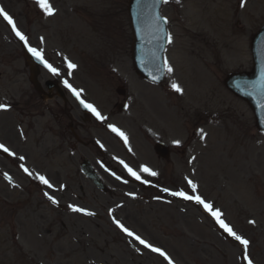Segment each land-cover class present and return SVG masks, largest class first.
Masks as SVG:
<instances>
[{
  "label": "rangeland",
  "instance_id": "374dc122",
  "mask_svg": "<svg viewBox=\"0 0 264 264\" xmlns=\"http://www.w3.org/2000/svg\"><path fill=\"white\" fill-rule=\"evenodd\" d=\"M82 1L91 8L83 15L85 19L89 20L90 27L86 26L84 21L81 25L80 19L78 21L73 18L69 22H61L59 18H56L54 24L59 28L65 25L72 27V33L78 37L79 42L70 45L68 41L64 44L58 38H51L44 43L48 56L54 57L52 50L60 45L68 49V55L72 59L70 62L79 65L80 70L77 74H69V71L66 70V60L62 58L58 65L61 72L60 83L63 78L74 80L77 86L86 88L88 93L94 95L96 103L104 110L110 108L113 100L110 95L98 88H116L122 82L127 83V88H153L138 79L131 69L130 33L127 25L126 30L122 29L124 26L123 15L115 9H110V15L105 19L104 24L99 19V14L102 11L97 10L99 4L96 0ZM105 1L108 5L109 0ZM119 1L112 0L114 4ZM72 2L73 0L70 4ZM253 3V12L259 13L260 17L254 19V26L249 29L251 32L257 30L264 23V0H253ZM53 4L56 5L55 2ZM58 4L59 15L63 17L70 5L66 6L65 3L61 5L60 2ZM195 6L196 3L192 5L193 8ZM6 7L24 32L33 35L36 30H42L39 25L42 23L41 18L44 17V11L39 10L36 2L10 0ZM220 7H216L218 20L226 29L225 22L230 20H226L227 13L223 11L225 6L220 4ZM45 23L48 24V21ZM0 25L2 24L0 23ZM105 27H110L112 31L116 32L115 35H124L125 41L122 47L121 42L116 39V44H119L118 48L126 49L124 56L115 51L113 46L101 43L102 34L100 32H103ZM246 31L248 34V30ZM91 32H94V35ZM225 32L230 39L235 37V35L231 36L227 31ZM82 36L88 38L81 41ZM236 36L238 40L235 44L233 42L223 44L221 59L226 69L234 64L237 70L249 66L246 44L241 34ZM212 39L213 37L208 34L207 42ZM86 44H93L89 53L86 52ZM227 54L238 59L229 62ZM1 57L7 59L10 67H13L14 70L8 71L4 62L0 60V89L9 91L20 98V103L16 104L15 112L23 114L31 108L25 101L27 98L22 97L23 92L28 91L30 93L27 94L28 96L35 97L28 87V68L24 66L19 46L14 43L13 47L4 29L0 26ZM111 67L116 69V73L106 76L105 71ZM226 72L227 70H224L223 75ZM131 75L138 79V83H135L137 80L134 77L131 79ZM223 75L219 79L215 78L216 83L212 78H208L209 86L199 88L203 81L201 66L198 64L193 66L186 75L188 80L182 83L186 88H195L194 93L185 98L173 95L171 102L176 106L182 102L186 105L189 104L191 125L189 134L196 126L204 125L205 133L208 135L204 148L207 151L202 158L198 154L201 144L194 139L193 133L189 137L191 157L195 154L200 159L196 166L191 164L189 179L191 177L204 196L214 200L215 208L221 207L222 216L230 226L238 232L246 234L244 237L249 239L250 245H252L251 253L258 263L264 264V227H258V224L256 227L254 224L252 227L246 226L247 216H251L254 209L257 210L258 203H260V207L263 206L264 169L258 170V173L254 174L256 181L249 183L248 179L242 180L246 175L252 174V168L264 167V140L260 147L256 146V142L254 145L252 143L247 145L241 140V135L247 136L249 133H253L251 115L245 105L222 88ZM152 100L151 96L149 98L150 107ZM181 113V109H174L170 112L171 115H176L178 118ZM30 117L32 118L31 115ZM218 129L226 134H232L234 139H231L229 135H220ZM185 136H180L179 139L183 140ZM30 146L34 147L32 143ZM28 155L30 158L32 157L30 151ZM138 157L141 160H151V154L146 152L140 151ZM195 158H192L193 163ZM211 162L218 163L221 170L219 173L211 167ZM182 163V156L175 154L171 156L166 166L175 167L178 170ZM192 171L196 172L192 173ZM221 175L228 180L225 186ZM181 184V180L174 182V186ZM111 187L115 192L113 196L120 197L123 187L116 184H111ZM219 187L224 188L220 189ZM0 194H2V202H9L7 205L0 202V264H36L37 262L42 264H163L159 259L148 255L145 251L142 252L133 243L127 242L124 237L114 232L105 214L106 209L114 204L110 203L106 196L96 191L91 193L89 190L84 194V201L93 208L96 214L100 215V220L91 222L67 217V229H62L59 224L60 220L64 218V214L60 213L61 210L51 207L52 205L47 201L33 200L35 195L30 196L25 192L23 194L16 189L10 191L5 186L4 190L0 189ZM142 198L138 201H127L126 207L120 208L118 211L120 216L130 225L131 229L137 231L151 243L165 249L179 264H242L240 260L241 248L217 232L210 221L202 217L196 206L178 203L153 204L146 201V196ZM6 206H11L13 209L10 210ZM20 210L22 212H19ZM260 220L264 223L263 219ZM62 221L65 222L64 219ZM80 227H84L85 231L90 233L89 237L73 234ZM109 227L111 228L109 229ZM168 227H172L171 230Z\"/></svg>",
  "mask_w": 264,
  "mask_h": 264
},
{
  "label": "snow or ice",
  "instance_id": "6c2138e0",
  "mask_svg": "<svg viewBox=\"0 0 264 264\" xmlns=\"http://www.w3.org/2000/svg\"><path fill=\"white\" fill-rule=\"evenodd\" d=\"M162 3H167L168 0H161ZM36 3L39 5V7L44 11V13L46 15H53L54 14V9L51 7V5L48 3V0H36ZM241 7L245 6V0H241ZM0 17H2L7 23L8 25L11 26V30L12 32L16 35V37L19 38L20 41L24 42L25 47H28V43H27V37L18 30L13 18L2 8L0 7ZM164 19V23H167V19ZM168 42L171 43L172 42V38L171 36H167ZM28 51L37 59L39 60L46 69H48L49 72H51L54 75H58V69H56L55 67H53L51 64H49L42 55V51L37 50L36 48L33 47H28ZM67 63V67L69 69V74H71V70L75 69L77 66L70 62V61H66ZM164 68L168 73H171L173 71L172 67L169 66L168 62L165 60L164 61ZM157 79V77L153 76V80L155 81ZM264 79V78H262ZM64 86L66 88L69 89V91L72 92V94L79 100L80 104L86 108L89 112H91L97 120L103 121L105 119V117H103L98 111L97 109L90 103H86L84 100L80 99V95H81V91L77 90L76 88H74L67 80L63 81ZM171 87L174 91H176L177 93H181L182 92V88L179 84H177L176 82H172ZM10 106L4 103H0V110H7ZM109 128L111 131L115 132L117 135H119L122 139H124L125 143L127 144V137L125 136V134L123 132H121L119 129H117L116 127H114L113 125H109ZM202 132V130H201ZM204 136L201 135V139H203ZM176 145L180 144L179 140H176L173 142ZM0 149H2L4 152L8 153L9 155H14V153L10 152V150L5 147L3 144H0ZM21 160L24 159V157H20ZM120 163L124 166V168L126 169V171L128 172V174L132 177H134L137 180H140V176L133 171V169L131 167H129L126 163H124V161H120ZM23 168V171L29 175H31V172L29 171V169H27L26 167H23V165L21 166ZM141 172L144 173H148L151 176H155L157 175V173L151 171L148 167L146 166H141L140 168ZM5 179H8L10 181V177L7 176V174H5ZM37 179L44 185H46L49 189H52L54 187V185L45 178V176L43 175H37ZM116 179L119 180L120 177L116 176ZM147 182V181H144ZM188 184L191 187L193 193L196 191L197 189V185L195 183H193L191 180H188ZM64 186L61 185V188H63ZM164 192H169V189L165 188L163 189ZM172 196L175 197H180L184 200H188V201H193L198 205H201L204 210L206 212H208L213 219L215 220V222L219 225V227L225 232L227 233L228 236L232 237L235 241L239 242L240 245L243 246V258L245 261H247V264H253V261L249 258L248 255V246L250 244V241L248 239H246L245 237H243L242 235L237 234L233 228L227 224L223 219H222V213L220 212V210L216 209L213 210V206L209 203H207L201 196L199 195H189L187 194L185 191H171L169 193ZM44 195L51 201V203L53 204H57L58 201L51 195H49L48 192H45ZM68 208L75 213H82L84 215H88V216H92L94 215L93 212H90L82 207L73 205V204H69ZM109 215L112 216V210L109 209ZM113 223L122 231L124 232L128 237L133 238L136 242H138L140 245H143L144 248L150 250L153 253L158 254L160 257H162L167 264H174V262L172 261V259L170 258V256L163 251L161 248L159 247H155L152 244L148 243L147 241H145L141 236L135 234L133 231L129 230L127 227H125L118 219H115V217H113ZM249 223H254V221H249Z\"/></svg>",
  "mask_w": 264,
  "mask_h": 264
},
{
  "label": "flooded vegetation",
  "instance_id": "af4514ba",
  "mask_svg": "<svg viewBox=\"0 0 264 264\" xmlns=\"http://www.w3.org/2000/svg\"><path fill=\"white\" fill-rule=\"evenodd\" d=\"M69 102L65 98L63 102L56 103L55 119L59 128L62 130L64 136H71L77 140V144L73 147L74 150H78L83 147L86 137L73 125L70 111L67 110Z\"/></svg>",
  "mask_w": 264,
  "mask_h": 264
}]
</instances>
